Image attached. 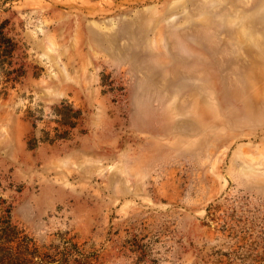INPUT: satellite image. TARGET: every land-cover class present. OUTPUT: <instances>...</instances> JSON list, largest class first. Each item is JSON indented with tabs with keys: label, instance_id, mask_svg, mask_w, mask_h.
I'll list each match as a JSON object with an SVG mask.
<instances>
[{
	"label": "rangeland",
	"instance_id": "1",
	"mask_svg": "<svg viewBox=\"0 0 264 264\" xmlns=\"http://www.w3.org/2000/svg\"><path fill=\"white\" fill-rule=\"evenodd\" d=\"M7 231L4 264H264V0H0Z\"/></svg>",
	"mask_w": 264,
	"mask_h": 264
},
{
	"label": "trees",
	"instance_id": "2",
	"mask_svg": "<svg viewBox=\"0 0 264 264\" xmlns=\"http://www.w3.org/2000/svg\"><path fill=\"white\" fill-rule=\"evenodd\" d=\"M16 235L11 232H5L1 236V244H0V263L4 264L5 260L14 255H21L24 253H28L27 250L22 251V248L19 246H14V242H16Z\"/></svg>",
	"mask_w": 264,
	"mask_h": 264
},
{
	"label": "bare ground",
	"instance_id": "3",
	"mask_svg": "<svg viewBox=\"0 0 264 264\" xmlns=\"http://www.w3.org/2000/svg\"><path fill=\"white\" fill-rule=\"evenodd\" d=\"M185 50H186V47H185Z\"/></svg>",
	"mask_w": 264,
	"mask_h": 264
}]
</instances>
